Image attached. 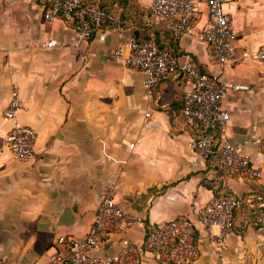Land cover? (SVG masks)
<instances>
[{
  "label": "crops",
  "instance_id": "1",
  "mask_svg": "<svg viewBox=\"0 0 264 264\" xmlns=\"http://www.w3.org/2000/svg\"><path fill=\"white\" fill-rule=\"evenodd\" d=\"M106 2L134 27L122 34L107 27L83 42L72 25L45 19L46 0H0V259L50 264L58 238L83 236L95 222L98 196L114 187L115 200L136 221L108 236L111 251L125 241L142 244L153 222L196 220L192 206L234 193L244 203L221 252L197 224L198 264H264V225L249 204L260 183L216 173L197 158L190 148L195 130L183 114L187 79L167 78L149 99L144 73L110 60L132 31L145 38L152 25L167 31V22L152 17V0ZM225 10L237 35L229 64L220 66L211 47L196 39L209 21L204 5L194 33L175 42L176 55L180 61L189 55L200 71L226 84L248 87L223 98L231 115L227 138L264 173V63L256 56L264 44V3L236 0ZM51 40L55 47H43ZM14 91L24 105L20 121L38 133L30 161L6 150L3 112ZM142 264L168 263L148 255Z\"/></svg>",
  "mask_w": 264,
  "mask_h": 264
},
{
  "label": "built area",
  "instance_id": "2",
  "mask_svg": "<svg viewBox=\"0 0 264 264\" xmlns=\"http://www.w3.org/2000/svg\"><path fill=\"white\" fill-rule=\"evenodd\" d=\"M48 7L45 19H62L74 27L80 41H87L109 27L117 34L126 28L120 14L105 11L95 5H85L84 0H46ZM236 0H152L149 8L153 18L167 22L174 42H179L194 33V22L199 7H207L209 21L196 35V39L211 47L212 57L220 66L229 64L235 54L237 40L233 18L225 6ZM249 3H264V0H245ZM57 40L43 47L53 48ZM249 53L245 52L244 57ZM257 60L264 63V44L256 52ZM110 60L144 73V92L152 99L154 88L172 76H183L191 85L184 97V114L189 125L202 130L190 141V148L203 163L215 159L217 168L224 176L239 180H255L261 191L250 196L249 204L257 222L264 225V173L244 152L241 144H233L227 138L231 120L224 107L223 98L230 89L247 90V86L229 85L219 75L200 71L189 55L177 60L171 52L161 49L158 41L150 38L138 42L129 37L110 55ZM24 105L18 91L3 112L8 125L5 137L6 150L18 161H30L36 155L38 133L23 124L19 115ZM151 117L150 112L145 113ZM134 144H131V148ZM114 187L98 196L96 218L90 229L80 237L60 236L51 254L50 264H142L150 255L157 261L168 264H198L200 251L196 243L197 224L200 225L218 252L232 234L235 212L244 201L234 193L213 196L204 206H192L196 220L181 215L171 220L153 222L145 232L142 244L125 241L119 250L111 251L108 236L125 230L135 223V218L126 214L114 197ZM0 264H10L0 259Z\"/></svg>",
  "mask_w": 264,
  "mask_h": 264
},
{
  "label": "trees",
  "instance_id": "3",
  "mask_svg": "<svg viewBox=\"0 0 264 264\" xmlns=\"http://www.w3.org/2000/svg\"><path fill=\"white\" fill-rule=\"evenodd\" d=\"M84 4L85 5H95V6H98L100 7L101 9L105 10V11H110V12H114L116 14H120L121 17L125 20V26L128 27L129 29L133 28V24L131 25L129 22V15L123 13V12H119L117 8H115L114 6H111L108 4V2H106V0H84ZM151 29H150V32L149 34L147 35V37L145 38H140L136 35V32L132 31V37L134 39H136L138 42H144L150 38H154L158 41L161 49H164V50H168L169 52H171V54L177 59L179 60V56L176 55V52H177V44L173 41L172 39V36L169 32V30L167 28V31H162L160 29H158L157 27H155L154 25L150 26ZM183 114H184V104H183ZM184 117H185V114H184ZM185 120H186V117H185ZM187 122V121H186ZM190 128L194 129L195 132H194V136H196L197 134L199 133H202V130L195 126V125H190ZM207 165L210 167V168H215L217 172H220L221 174H223L216 166V162H215V159H211ZM220 194V193H218ZM217 195V194H216ZM256 222H257V219L255 218L254 219Z\"/></svg>",
  "mask_w": 264,
  "mask_h": 264
}]
</instances>
